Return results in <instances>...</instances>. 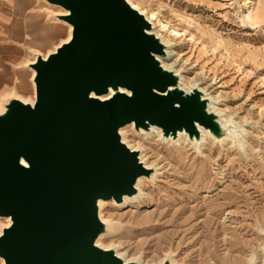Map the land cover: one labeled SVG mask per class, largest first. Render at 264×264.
<instances>
[{"label": "water", "instance_id": "water-1", "mask_svg": "<svg viewBox=\"0 0 264 264\" xmlns=\"http://www.w3.org/2000/svg\"><path fill=\"white\" fill-rule=\"evenodd\" d=\"M65 12L70 38L34 72L33 104L10 98L0 112L3 264H134L96 246L106 232L98 202L121 204L149 178L120 129L230 136L197 89L184 92L158 61L150 23L125 0H43ZM163 264H170L165 261Z\"/></svg>", "mask_w": 264, "mask_h": 264}, {"label": "rangeland", "instance_id": "rangeland-1", "mask_svg": "<svg viewBox=\"0 0 264 264\" xmlns=\"http://www.w3.org/2000/svg\"><path fill=\"white\" fill-rule=\"evenodd\" d=\"M125 1L168 46L164 62L185 90L202 89L230 121L231 137L206 138L196 151L185 137L172 145L126 126L125 143L157 175L142 180L137 200L104 201L99 217L113 228L98 244L139 264L165 255L173 264H262L264 0ZM61 13L43 0H0V112L10 98L33 101L28 64L65 42Z\"/></svg>", "mask_w": 264, "mask_h": 264}, {"label": "bare ground", "instance_id": "bare-ground-1", "mask_svg": "<svg viewBox=\"0 0 264 264\" xmlns=\"http://www.w3.org/2000/svg\"><path fill=\"white\" fill-rule=\"evenodd\" d=\"M11 4V3H10ZM11 6V5H10ZM131 7L134 9V7L131 5ZM65 14V12L64 11H62V13H61V15H64ZM146 18V17H145ZM10 19H8V21H9ZM146 20L150 23V25H151V29H150V33H152V34H154L155 36H156V34L154 33V28H153V26H152V24H151V22L146 18ZM7 21V22H8ZM4 23V22H3ZM70 31H71V29H70V27L68 26V37L65 39V41H67L69 38H70ZM157 38H158V36H156ZM159 39V38H158ZM163 45H164V47H165V55L163 56V57H161V58H159L158 59V61H159V63H160V65H161V67L163 68V69H165V70H167V71H171V72H173L177 77H178V79H179V87H180V89H182L184 92H189V91H191L192 89H197L198 91H200V93H202V99H204L206 102H207V110H208V112L209 113H212L213 115H215L216 117H217V120H218V123H219V125L222 127V128H227V129H230V121L225 117V116H221L220 114H219V112L218 111H216V110H214V102L211 100V98L205 93V92H203V90L202 89H200V88H198L196 85H194V86H192L191 88H190V90L188 89V90H185V88H184V85H183V82H182V79L183 78H181V76H179L178 75V71L176 72V71H174V70H172L171 69V67L170 66H167L166 65V62H164L166 59H167V57H168V46L161 40L160 41ZM1 44V43H0ZM60 45V44H59ZM59 45H57L54 49H53V52L55 51V49L59 46ZM15 46V45H14ZM23 49V48H22ZM43 58H45L46 56H42ZM15 66V65H14ZM14 68V67H13ZM31 80H32V77H33V75H34V72L31 70ZM33 84V83H32ZM31 84V85H32ZM33 102H34V97H33V101H30L29 103L30 104H33ZM127 127H129V128H133L132 127V125H129V126H127ZM124 129H125V127L124 128H122V129H120V131H119V134H120V137H121V140H122V142L123 143H125L126 142V139H125V132H124ZM197 131H198V135H199V139L197 140V139H193V140H190L189 138H188V135L187 134H185V133H183V132H178L177 134H176V137L175 138H171V137H168V138H164V137H162V134H161V132H160V130L159 129H157V128H150V130L149 131H147V132H144V131H140V132H136L137 134H146V135H150V133H152V132H155V133H157L158 135H159V137H160V140L162 139V141H166V142H168V143H170V144H172V145H174V144H176V143H178V141H180V139L181 138H186V142L187 143H190L191 144V146L192 147H194L195 148V150L196 151H198L199 149H200V146L202 145V143L204 144V141H205V139L206 138H211V139H213L214 140V142H216V143H224V141L225 140H229L230 139V137H231V133H230V136H228V135H226V136H224L221 140H217L214 136H212L208 131H206V130H204V129H202V128H200V127H197ZM233 134H234V137L236 138L237 137V132H236V130H233ZM126 144V143H125ZM130 149H133L130 145H128V144H126ZM134 150V149H133ZM136 151H138V150H136ZM139 160L141 161V163L147 168V169H152V174H151V176L148 178L149 180H152L153 178H154V176H156L157 175V171H156V168L153 166V165H150V164H148L147 162H145L146 160L144 159V156L142 155H140L139 154ZM145 180L146 178H141V179H139V180H137V182H136V184H135V189H136V194L134 195V196H132V197H124L123 198V200H122V205H125V204H127L129 201H134V200H137V199H139V197H140V195H141V191H140V187H141V183H142V180ZM104 203V201H100V202H98V209H99V211L101 210V207L104 205L103 204ZM100 215V214H99ZM1 220H4L5 221V225L3 226V228H5V227H7V226H9V224H10V220L8 219V218H0ZM101 221H102V223H104L105 224V228H106V232L105 233H103V234H101L99 237H98V239L96 240V246H98V247H100V248H102V249H105V250H108V248H104V247H102V246H100L99 244H98V241L102 238V237H105V236H107V235H110L111 233H112V225L110 224V223H108V224H106L102 219H101ZM115 255L117 256V257H119L120 259H122V261L124 262V263H134V264H139V262H138V260H126L123 256H121V255H119V254H117V252H116V249H115ZM264 254V253H263ZM0 261H1V263L3 264V262H2V260L0 259ZM165 261H169V263L170 264H173V260H172V258L170 259L169 258V256L168 255H165L164 256V258L162 259V261L159 263V264H163ZM248 264H253V261H249L248 262ZM262 264H264V257H263V261H262Z\"/></svg>", "mask_w": 264, "mask_h": 264}]
</instances>
